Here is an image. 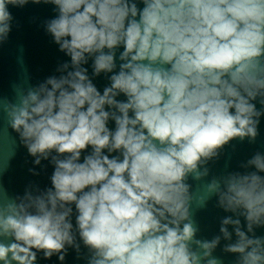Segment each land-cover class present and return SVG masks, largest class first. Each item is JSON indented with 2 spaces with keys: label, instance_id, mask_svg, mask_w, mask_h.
Instances as JSON below:
<instances>
[{
  "label": "clouds",
  "instance_id": "obj_1",
  "mask_svg": "<svg viewBox=\"0 0 264 264\" xmlns=\"http://www.w3.org/2000/svg\"><path fill=\"white\" fill-rule=\"evenodd\" d=\"M29 2L0 0V44L11 31L8 5ZM31 2L55 6L45 29L70 62L5 108L34 164L50 160L54 171L50 188L29 186L0 204V264H37L38 253L63 264L80 242L87 264H222L213 255L222 238L235 264H264L255 234L264 227V154L208 181L199 206L215 195L232 214L211 240L197 238L188 183L208 178L231 141L259 135L264 0ZM101 74L102 93L93 83Z\"/></svg>",
  "mask_w": 264,
  "mask_h": 264
},
{
  "label": "water",
  "instance_id": "obj_2",
  "mask_svg": "<svg viewBox=\"0 0 264 264\" xmlns=\"http://www.w3.org/2000/svg\"><path fill=\"white\" fill-rule=\"evenodd\" d=\"M138 7L142 8L143 5L138 3ZM8 10L13 16L11 31L8 40L0 44V204L4 205L17 196H23L29 186L39 187L40 190L50 188L52 186L50 177L54 171L50 160H42L40 165L34 164V158L21 143L18 133L10 127L5 108L9 102L18 103L19 96L28 88L37 86L50 76L58 77L61 73L57 68L64 62H70V58L59 50V46L54 43L53 37L45 29V23L58 15L54 5L43 2L36 4L30 0L23 7L8 5ZM122 50L121 48L117 52V65L120 63L119 51ZM91 64L92 61L89 60L85 65L89 76L92 74ZM93 83L102 93L105 86L109 85V79L101 74L93 78ZM117 99L126 100V97L121 94ZM254 103L257 109L262 107L258 101ZM108 127L114 130V121H110ZM258 132L255 142H249L247 138L242 142L235 139L226 145L219 158L209 162L208 178L201 181L189 178L188 183L191 185L194 198L191 213L193 221L199 228L198 239L211 240L221 235L219 229L222 218L232 215L217 206L215 195L207 200L205 206H199L202 198H208V181L213 176L243 172L245 170L240 167L242 163L258 151L264 154V115L260 118ZM90 151L91 148L82 154L81 159ZM30 169L38 174L34 175ZM241 220L243 225L245 222L243 218ZM73 224L75 225V215H73ZM229 231H233L231 226ZM255 234L264 237V227L256 228ZM235 239L233 232L231 242H235ZM227 243L230 242L222 238L213 255L220 258L222 264H235L236 256L223 251ZM80 244L79 255L74 249L69 248L63 264H87L88 249L82 242ZM37 264H61V262L55 255L46 260L43 258V253H38Z\"/></svg>",
  "mask_w": 264,
  "mask_h": 264
}]
</instances>
